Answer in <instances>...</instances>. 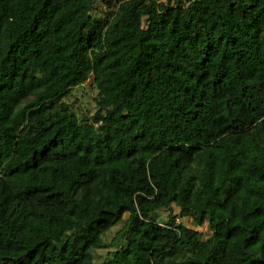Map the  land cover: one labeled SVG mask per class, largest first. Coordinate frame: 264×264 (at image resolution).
I'll return each mask as SVG.
<instances>
[{
	"label": "trees",
	"instance_id": "trees-1",
	"mask_svg": "<svg viewBox=\"0 0 264 264\" xmlns=\"http://www.w3.org/2000/svg\"><path fill=\"white\" fill-rule=\"evenodd\" d=\"M0 264H264V0H0Z\"/></svg>",
	"mask_w": 264,
	"mask_h": 264
},
{
	"label": "rangeland",
	"instance_id": "rangeland-1",
	"mask_svg": "<svg viewBox=\"0 0 264 264\" xmlns=\"http://www.w3.org/2000/svg\"><path fill=\"white\" fill-rule=\"evenodd\" d=\"M76 92H77L78 97L80 99V103L74 105L75 111L80 116H83V114H87L89 116L92 115L97 109L96 100H95L97 92H96L95 88L92 87L91 82H88L84 86L77 88ZM163 217H165V219H166L167 215H164ZM185 222L189 223L188 219H186ZM121 228H122V224L116 226L107 235H105L104 241L107 245H111L113 237L116 235V233ZM209 236H210L209 232L207 230H205L204 238L207 239ZM110 249H114V248L109 246L107 249L96 250L94 252V256H95L96 260L99 263L102 262L106 257H108V250H110Z\"/></svg>",
	"mask_w": 264,
	"mask_h": 264
}]
</instances>
